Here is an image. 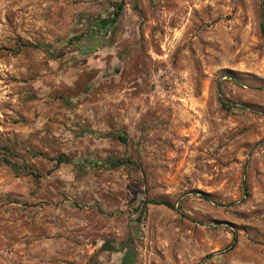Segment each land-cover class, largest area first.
Listing matches in <instances>:
<instances>
[{"label":"rangeland","instance_id":"1","mask_svg":"<svg viewBox=\"0 0 264 264\" xmlns=\"http://www.w3.org/2000/svg\"><path fill=\"white\" fill-rule=\"evenodd\" d=\"M115 1L0 0V264H264V0Z\"/></svg>","mask_w":264,"mask_h":264},{"label":"trees","instance_id":"2","mask_svg":"<svg viewBox=\"0 0 264 264\" xmlns=\"http://www.w3.org/2000/svg\"><path fill=\"white\" fill-rule=\"evenodd\" d=\"M112 6H113V9L108 14L94 17L93 23H94V27H95L96 32H98V33L106 32L108 29H110L111 27H113L117 23L120 15L122 14L123 8H124V0L112 2ZM261 28H262V24H261ZM77 38H78V36L75 37V39H77ZM39 48H40L39 44H33L30 42H21L15 50L10 49V48H4V49L7 51H10V52H19L21 49H39ZM45 52L48 55H52V53H53L49 50V48L47 46L45 47ZM218 100H219L221 107L227 111H230L232 108L238 107L235 105L234 102L228 101L221 96H219ZM79 129H80V135H83V136L88 134V133H92V130L90 128L85 127V126H80ZM117 137H118V139H120L121 141L126 143L127 140H126V137L124 135H118ZM52 159H54L57 164L75 163V164L81 165L82 163H88L90 165L92 164V165H96V166H100V167L102 166V167H106V168L117 167V166H121V165H127V166L135 165L138 168L140 167V164H138L136 161L132 160L128 156H126L124 158L107 157V158H104L100 161H91L88 159L76 158V157L69 156V155L64 154V153H59L58 155L53 156ZM5 161L10 163L7 158L5 159ZM10 164H11V166L15 172L20 171V166L18 164H16V163H10ZM244 194L246 195L247 192H245ZM204 197L207 198V195L204 194ZM149 204H161V205H165L167 207H172L170 202L167 200H154V199L143 198L142 200H139L138 204L133 208V211H135L137 213L136 218H135L137 221L140 222L141 220L145 219ZM126 247L129 251V253H128L129 255H127V257H126L127 261H125L124 264H129V262L131 261V258L134 255L133 239L132 238L128 239V242L126 243Z\"/></svg>","mask_w":264,"mask_h":264}]
</instances>
